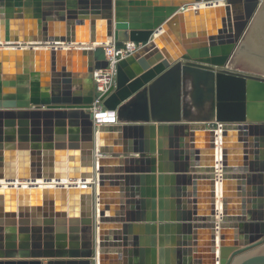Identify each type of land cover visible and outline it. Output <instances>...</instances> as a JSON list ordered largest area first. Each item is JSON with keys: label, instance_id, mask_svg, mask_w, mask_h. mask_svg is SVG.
<instances>
[{"label": "water", "instance_id": "1", "mask_svg": "<svg viewBox=\"0 0 264 264\" xmlns=\"http://www.w3.org/2000/svg\"><path fill=\"white\" fill-rule=\"evenodd\" d=\"M1 45L0 264H264V0H0Z\"/></svg>", "mask_w": 264, "mask_h": 264}, {"label": "built area", "instance_id": "2", "mask_svg": "<svg viewBox=\"0 0 264 264\" xmlns=\"http://www.w3.org/2000/svg\"><path fill=\"white\" fill-rule=\"evenodd\" d=\"M111 44H107L106 46V60L108 62V66L106 69L95 72V103H94V111L97 114V125H102V124H113L116 125L118 124V116L115 112L109 113L106 112L103 109V105L101 102V98L105 96L109 90L115 86L116 84V77H117V66L118 63L126 59L135 53L139 52L144 45L141 43H123L119 44L115 42L114 40L110 41ZM109 42V43H110ZM101 112H106L110 114V123L105 122V120H100V114Z\"/></svg>", "mask_w": 264, "mask_h": 264}, {"label": "bare ground", "instance_id": "3", "mask_svg": "<svg viewBox=\"0 0 264 264\" xmlns=\"http://www.w3.org/2000/svg\"><path fill=\"white\" fill-rule=\"evenodd\" d=\"M201 7H205V5H202ZM110 42V41H109ZM108 42V45L109 44H111V42L109 43ZM1 47H4V45L2 46H0V48ZM98 114H100L101 116L99 117L102 121L103 120H105V122H108V123H110L111 122V120H113V119H110L111 117H110V114L109 113H106V112H101V113H98ZM76 184H79L80 186L82 185V186H85V185H87V184H89V183H81V182H79V183H76ZM4 185V184H3ZM6 186H16V187H19L18 185H23L24 187H38V188H52V187H69V186H73V184L72 183H69L68 181H59V182H51V183H49V182H43V181H39V182H32V183H27V184H24V183H22V184H17V183H15V184H5ZM88 186V185H87Z\"/></svg>", "mask_w": 264, "mask_h": 264}, {"label": "rangeland", "instance_id": "4", "mask_svg": "<svg viewBox=\"0 0 264 264\" xmlns=\"http://www.w3.org/2000/svg\"><path fill=\"white\" fill-rule=\"evenodd\" d=\"M238 71H240V72H246V71H242V70H238Z\"/></svg>", "mask_w": 264, "mask_h": 264}]
</instances>
